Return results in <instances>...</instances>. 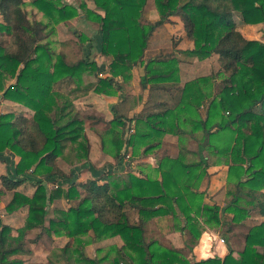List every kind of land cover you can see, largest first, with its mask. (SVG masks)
<instances>
[{
    "label": "trees",
    "instance_id": "obj_1",
    "mask_svg": "<svg viewBox=\"0 0 264 264\" xmlns=\"http://www.w3.org/2000/svg\"><path fill=\"white\" fill-rule=\"evenodd\" d=\"M147 3L82 0L79 8L85 19L96 22L99 30L91 38L78 34L81 42H89L90 53L70 62L65 53H55L40 40L46 28L81 18L78 8L61 0H32L31 6L43 13L44 22L26 10L24 0H0V33L10 38L8 47L5 40L0 41V92L3 98L33 111L32 117L0 114V155L18 159L14 169L1 177L4 188L15 192L7 210H29L18 235H13L12 228L0 219V264H23L11 258L30 253L25 240L29 232H36L33 243L45 236L51 238L54 232L68 237L63 254L76 245L74 249L84 264L102 262L80 250L82 238L89 233L99 241L115 237L123 240L122 247H111L109 264H191L178 251L155 240L147 241V222L169 214L178 219L180 213L185 218L184 229L190 231L195 242L207 227L226 226L231 232L253 213L264 218V42L247 39L234 21L238 13L246 25L264 24V0H155L160 19L143 23ZM172 17L181 19L186 37L194 44L186 54L200 59L217 55L221 71L186 83L174 108L134 118L115 115L101 139L102 149L121 162L128 154L127 145L133 147L134 156L143 147L140 153L147 157L157 153L163 138L170 134L179 138L178 158L161 155L157 169L160 178L131 173L123 178L108 172L100 177L106 180L103 185L91 183L78 190L76 183H70L68 189L62 185L47 189L46 179L72 180L57 159L73 166L88 161L90 156V140L75 100L90 91L117 96L123 92L117 78L130 81L136 67L142 69L143 89L179 82L176 58L145 60L154 32ZM99 37L101 54L111 58L104 77L91 57ZM85 75H93L96 81L85 83ZM218 77L221 82L214 93ZM11 80L13 83H8ZM207 84L210 92L205 90ZM132 123L135 131L126 137ZM186 136L198 143L197 161L186 158ZM209 156L224 158L230 164L228 181L235 182V190L230 193L232 205L227 209L234 215L230 223L219 216L218 206L204 203V193L200 192L208 175ZM30 176L37 179L36 191L27 197L18 188ZM61 198L77 203L65 211L52 210V204ZM128 208L138 212V224L130 221ZM194 264H264V223L249 229L246 247L237 255L230 250L223 258Z\"/></svg>",
    "mask_w": 264,
    "mask_h": 264
},
{
    "label": "rangeland",
    "instance_id": "obj_2",
    "mask_svg": "<svg viewBox=\"0 0 264 264\" xmlns=\"http://www.w3.org/2000/svg\"><path fill=\"white\" fill-rule=\"evenodd\" d=\"M31 1L32 0H25V2L28 4L26 10L29 11L30 13H35L38 18V21L43 20L44 22H46V19L43 17V13H40L38 9L31 6L30 4ZM61 2L65 5L66 4L74 5L76 8H78L81 18L73 19L71 20V22L70 21L60 22L59 24L52 25L50 28H46L44 34H41L42 39L40 40V43L48 44L49 48L55 53H65L68 61L75 62L81 58L88 56V54L90 53L89 42H81L80 38L78 37V34L80 35L82 34L85 35L86 37L91 38L97 32V30H99V25L94 21L85 19L83 10L79 8L82 0H61ZM88 7H92V5L89 3ZM159 19L160 16L157 10V6L155 4V0H148L142 18L143 23H149V22L155 23ZM234 21L238 25V29L244 32L242 33L245 36L249 37L251 35L250 37L254 39L259 38L261 40H264V24L246 25L244 24L241 16L238 13L234 14ZM248 26H256V27L245 28ZM3 40L6 41L4 42V45H7L8 47L10 38L8 37V35L6 36L5 34L0 33V41ZM189 44H191V41L186 37L181 19L179 17H172L169 22L165 23L163 26L156 29L148 45L149 51L153 55H155V58H159V57L165 58L166 56L167 57L171 56L178 60L179 82L175 85L172 84L169 85L170 86L169 92L168 93L162 92L160 97H158L165 99V101L171 100L172 104L178 102L181 95V91L183 89V88H178V84L183 83L187 80L194 81L197 79L199 80L201 78L211 77L213 75L218 74L221 71V67L217 55H212L211 57L206 59H200L196 55L192 56L186 54L185 51H188L187 47ZM100 50L101 49H100V37H99L97 38L96 48L93 50L91 57L92 59L97 61L98 65L100 66L99 73L101 74V76L104 77L107 76L108 74L111 58L108 56H103ZM136 68L138 69V76L142 78L141 75L142 69L139 67ZM133 71H132V78L128 82H124L121 77L117 78V81L120 83V85H121V81L126 84L132 83V81L134 80ZM84 80L85 83L96 81L93 75H85ZM220 82H221V78L218 77L213 85L212 91L214 93L218 91ZM8 83H13V82L11 80ZM66 88L67 86H64V89ZM205 90L210 92L211 87H209V85L207 84L205 85ZM90 93H94V92L90 91L88 94L84 96H87ZM120 93L121 92H119V94ZM98 95H102V94H98ZM158 98L155 100H158ZM128 99L130 101L128 102L126 101V104L124 105L125 107H121L120 109L118 108L117 109L118 112L116 113V115L123 116L125 118L130 117L127 116L128 115L127 112L129 111L128 108L132 109V105H134V108H136L139 101L136 100V98L130 99L128 97ZM77 100L74 101L75 109L78 112L79 118H82L84 120L86 134L88 138L90 137L89 139L93 144L94 141L97 140V137H93L92 135L96 131V129H101V127H104V124L106 125V127L111 125V121L108 122L106 121V119L111 118L110 116H112L111 112H113L112 111L113 109H111V106L109 104H102V105L100 104L101 108H97L95 106L96 109L92 110L88 107H94V105L91 104L93 100H88L89 102L82 101L80 103ZM3 101L13 102L3 98L2 93L0 92V114L11 113L14 115L15 118L26 117V116L30 117L33 114V111H31L29 108L25 106H22L20 104H18V106L8 105V104H4ZM153 107H154L153 110H157L159 108L157 105ZM202 114L203 117H205L206 114L205 109H202ZM89 116L95 118V120L89 119L88 118ZM100 118L104 120L103 123H98V121L96 120ZM108 128L110 129V127ZM135 128H136L135 123L129 124L126 137L132 135L135 131ZM107 131H104L102 134L106 133ZM100 136L102 138V135ZM166 136L163 138V145L161 149L157 153L154 152L153 154L147 157L142 156L140 153L143 147L139 149L138 155L134 156L133 147L131 145H127L128 146L127 150L129 149V151H131L132 157L130 159H127L126 156H124V159L121 162H119L115 158H113V156H111L109 153H107L102 149L103 150L102 153L104 154L105 164H103V166H101L100 168H97L96 166L93 167L95 169V172L93 171V174H96L95 178L90 176V174H86L83 178V174L85 172L90 171L92 173V170L90 169L91 167L88 168L89 170L82 172L84 167L81 166L86 164V162L88 161H80L74 164L73 166H71L59 158L57 159V163L59 167H61L62 170H64L69 176H71L72 180H67L64 178H61L58 181L54 179H46L44 181L45 185L47 189L53 190L56 187H58L57 185H62V188L68 189L70 183H76L77 189L82 190V188L79 186L80 184L83 185L82 187H86L91 183H96L97 181L100 180L99 179L101 177L100 175L105 170L112 171L114 167L115 168L113 172L117 171L115 173L118 174L122 173L121 175L123 178H126L129 173L137 177L145 178L147 176H151V177L155 176L156 178H159L160 175L157 172L158 166L155 168V171L152 170V173L148 172L149 169L148 166L152 167L153 166L152 163L158 164L159 158L163 153L170 156L176 155L177 151L180 153L181 146L178 136H174L170 134ZM197 146L198 143L195 139L191 138L190 136H186V143L184 144V147L188 151V153L186 154V158L188 161L193 162L198 160L196 156V152L192 151V149H194ZM205 154L206 156L209 155L208 152H206ZM209 157H210L209 158L210 166L208 168V175L203 180L204 183L205 181L209 183L213 175L217 176L218 179L225 175L227 179L225 184L222 181V179L216 181L215 183L216 189H220V190L218 191L219 193L214 197H211L209 194L204 192V203L210 206H214V205L218 206L221 210L219 216H221L224 221L230 223L234 215L233 213L228 212L227 209L229 206L232 205L231 204L232 195L230 193L235 190L234 188L235 182H233V180L231 182L228 181L230 164H228L226 159L224 158L211 157V156ZM111 159H115L117 161L116 162L117 164L113 163ZM147 159H149L152 163L147 162ZM172 159H176V158H172ZM17 160L18 159L16 158L15 161ZM15 161L12 160L9 156L0 155V219L5 225H8L12 228L13 235H18V230L22 229L25 226V221L27 216L26 213H28L29 210L28 207H23L14 212L11 213L8 212L7 207L9 204H11L15 192L7 191L1 183L2 182L1 177L3 175H8L12 171V169H14ZM35 181H37L36 177L30 176V180L21 187H19L18 191L27 197H32L36 191ZM206 198L208 199L206 200ZM76 203H77L76 201H70L65 198H61L56 200L52 204V210L59 209L61 211H65L66 209H68V207ZM51 213L52 215H50V217H53L54 215L53 211ZM134 215H131L132 219H135ZM254 218H255V213H253L251 217L247 218L246 219L247 221L244 220V223L246 222L245 227L241 226L244 224L242 223L240 226L234 227L233 229L234 230L237 229L239 231L246 230L247 229L246 227H248L247 222H249L251 225L257 223L253 220ZM212 229L217 230L216 228H212ZM224 229L226 231L227 227L225 226L221 228L220 231L223 230V232H225ZM35 237H36V232H29L25 237V240L28 241L27 247L30 250V253L16 255L13 256L11 259H17L19 261H22L23 264H84L83 262H81V260H79V254H77V252L74 249L76 245H74L68 251L67 254H63V249L69 243L68 237L57 235L54 232L52 233L51 238L45 236L42 238V240H40V242L37 243L31 242L33 239H35ZM82 239H83V245L80 246L81 249L80 248L79 249L83 252L84 255L92 259L96 258L101 260L102 262L100 264L110 263L111 261L110 258L113 257V253L110 255L111 247H113L111 246L112 240L109 239L102 241L96 240L93 233H89L88 236H85Z\"/></svg>",
    "mask_w": 264,
    "mask_h": 264
},
{
    "label": "crops",
    "instance_id": "obj_3",
    "mask_svg": "<svg viewBox=\"0 0 264 264\" xmlns=\"http://www.w3.org/2000/svg\"><path fill=\"white\" fill-rule=\"evenodd\" d=\"M25 1V0H24ZM176 20V19H173ZM182 22V21H181ZM183 25V23H182ZM238 26V25H237ZM256 26H248L245 28H252ZM239 31L242 33L243 31L239 29ZM244 33V32H243ZM242 33V34H243ZM244 35V34H243ZM245 36V35H244ZM251 36V35H250ZM247 37L249 40H257L260 42H264V40L261 39H254L252 37ZM181 45V44H180ZM194 47V44L191 42V44L188 45L187 49L192 50ZM186 49V50H187ZM181 50V49H179ZM181 52V51H180ZM150 54V55H149ZM152 53L147 49L145 53V60L155 58V55H151ZM218 57V56H217ZM134 74V80L132 81L131 84H126L121 81V86L123 88V92L120 93L117 96H106V95H98L94 93H90L87 96H84L77 101L80 103L82 101H88V100H93L91 104L94 105V107H88L90 109H96L101 108L100 104H109L111 106V109H113L111 112L112 116H110V119H106V121L110 122L112 121L118 112L117 109L121 107H125L124 105L126 104V101H130L132 98H136V100L139 101L138 105L136 108H134V105H132V109L128 108L127 116H130L128 118H134L138 116L139 114L142 113H159L167 109L174 108L178 102L172 104V101H165V99L158 98L160 97L162 92L168 93L170 90L171 84H159L158 87H153L154 89H150V86L148 85L146 89H143V87L140 85L142 78L138 76V69H134L133 71ZM191 82L190 80H187L183 83L178 84V88H183L186 83ZM173 85V84H172ZM140 86V87H139ZM173 88V87H172ZM158 100H155L157 99ZM89 102V101H88ZM4 104L8 105H14L18 106V104H15L14 102H9V101H3ZM172 104V105H171ZM157 105L159 108L157 110H153V106ZM151 107V108H150ZM150 108V109H148ZM127 109V108H126ZM148 109V110H147ZM6 114V113H2ZM124 114V113H122ZM33 114L30 116L32 117ZM27 117V116H26ZM18 118V117H16ZM91 120H95V118L89 116L88 117ZM98 123H103V119H96ZM103 125V124H102ZM111 125L107 126L104 124V127H101V129H96V131L92 134L93 137H97V140L94 141V146L90 140V156L88 162L86 164L82 165L81 167H84L83 171L89 170L88 168L91 167L90 169L92 170V173L89 171L85 172L83 174V178L86 174H90L92 177H96V174H93V171L95 172V169L93 168L96 166L97 168H100L105 164L104 162V154L102 153V139L101 136L104 131H107ZM91 135V136H92ZM90 138V137H89ZM167 138V136H166ZM96 139V138H95ZM163 145V143H162ZM164 147V146H163ZM198 146L192 149V151H197ZM179 155V152L177 151L176 155H169L171 158H177ZM113 163H116L117 161L115 159H111ZM103 162V163H102ZM147 162H151L149 159H147ZM152 163V162H151ZM117 164V163H116ZM153 166L150 167L148 166V172L152 173V170L155 171V168L158 166L157 163H152ZM115 168V167H114ZM114 168L112 171H104L102 174H106L108 172H113ZM117 172V171H115ZM93 174V175H92ZM102 174L100 176H102ZM122 174V173H119ZM88 178V177H87ZM144 178V177H143ZM153 178H156L153 176ZM160 178V177H159ZM100 179V178H99ZM220 180L226 183V177L225 175L221 178ZM217 176H212V179L209 183L207 181L202 182L200 186V192L204 193L206 192L209 194L211 197H214L217 195L220 189H216L215 183L216 181L219 180ZM106 182V180H99L96 182L97 185H103ZM85 183V182H83ZM80 184V183H79ZM83 189V185H79ZM222 188V187H221ZM11 191V190H10ZM12 192V191H11ZM209 198V197H208ZM206 198V200L208 199ZM71 207V206H70ZM68 207V208H70ZM67 210V209H66ZM126 213L128 214V217L131 222L138 224L139 223V214L137 211L133 209H127ZM27 214V213H26ZM135 214V215H134ZM131 215H134L135 219L131 218ZM179 218L176 219L173 215H167V216H160L153 218L149 222H147L145 226V236L147 241H152L155 240L159 242V244L167 249L175 250L178 251L182 257L187 259L191 264H194L195 262L203 261L209 258H214V257H220L223 258L225 257L230 250H233L236 255L240 252H242L245 247H246V234L249 231L251 227L260 225L264 222V218L259 216L258 214L255 213V218L253 219L255 224L251 225L249 222H247V229L244 231H239L237 229H233L231 232H226L225 229L223 232L220 231L221 229L213 230L212 228L207 227L206 230L203 232L202 237L198 240L193 242L192 241V235L189 230L184 229L185 227V218L183 215L178 213ZM28 217V214L26 218ZM247 221V220H246ZM244 223V222H243ZM246 222L241 225L242 227H245ZM112 245L111 246H117V247H122L124 244L123 240L120 237H115L112 239ZM120 241V242H119ZM116 242V243H115Z\"/></svg>",
    "mask_w": 264,
    "mask_h": 264
},
{
    "label": "built area",
    "instance_id": "obj_4",
    "mask_svg": "<svg viewBox=\"0 0 264 264\" xmlns=\"http://www.w3.org/2000/svg\"><path fill=\"white\" fill-rule=\"evenodd\" d=\"M133 131V130H132ZM132 157V155H131V151H129V149H128V154L126 155V158L127 159H130Z\"/></svg>",
    "mask_w": 264,
    "mask_h": 264
}]
</instances>
